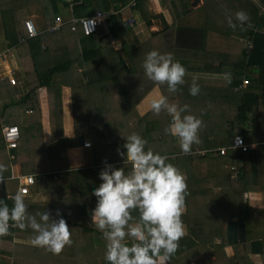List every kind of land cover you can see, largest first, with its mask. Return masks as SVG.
Returning <instances> with one entry per match:
<instances>
[{"label": "trees", "instance_id": "1", "mask_svg": "<svg viewBox=\"0 0 264 264\" xmlns=\"http://www.w3.org/2000/svg\"><path fill=\"white\" fill-rule=\"evenodd\" d=\"M34 1L0 0L4 37L7 45L14 48L30 87L26 95L16 96L9 77H0V126L17 125L20 129L18 146L8 149L10 152H7L2 134L0 137V166H3L0 171V198L11 207L12 201L8 197L15 194L10 186V181L14 180L10 175L11 166H17L21 175L38 174V187L29 196H24L26 210L33 215L48 210L55 216L56 209H60L69 225L71 243L65 245L60 253L53 254L31 243L35 233L30 228L10 227L8 234L0 236V264H106L105 241L90 221L91 209L96 203L91 193L101 183L98 173L106 162L122 167L125 172L131 169L130 163L123 164L117 147L121 146L123 150L122 136L133 132L147 141L146 149L167 155L169 162L184 175L187 185L181 216L184 235L177 241L174 254L166 258L161 253L156 258L157 264H160L161 256L165 259L163 264H255L252 255H260L264 263V199H246L243 196L247 191L264 192V31L255 30L264 27V12H261L259 4L255 0H205L207 12H210V2L215 1H220L232 15L244 10L249 22L237 36L251 39V46L238 40L233 46L227 44L212 53L206 50L207 54L202 55L199 50H191L196 47H184L185 41L192 40L197 30L189 27L181 33V39H186L176 52L190 51L194 54L177 56L176 61L183 66L189 63L187 59L218 64L245 72V75L235 73L229 78L210 79L185 76V83L170 93L166 84L150 81L142 67L145 54L152 49L158 50L161 43L149 46V40L141 46L123 44L120 49H115L107 36L99 37L103 31L106 33L105 26L114 35L124 33L129 36L121 14H112L105 19V24L99 25L98 35L94 37L98 39L93 48L95 63H89L90 57L86 53L92 49L84 51V55L75 51L72 59L66 49L68 43L79 38H93L94 35H86L80 25L72 30L73 22L66 23L58 31L48 29L59 14L57 0H39L42 18L41 24L36 25L39 33L34 37L28 35L25 21L29 19V5ZM127 1L130 8L142 14L149 25L152 24V14L147 12L143 3L148 0H135V4H131L132 0ZM257 1L264 4V0ZM64 3L72 5L76 14L89 9V16L97 10L115 7L111 0H64ZM187 7L188 3L184 5L183 13ZM229 31L233 33V30ZM156 36L158 33H153L150 39ZM62 47L63 56L58 58L55 51ZM123 52L128 54L130 66L124 60ZM244 77L249 83L239 88ZM193 79L200 85L196 96L188 93ZM64 85L71 87L74 99V137H65ZM43 86L47 89L52 136L58 142L50 151L44 144L40 95ZM155 89L170 103L188 104L189 111L201 118L200 143L194 144L192 150L229 147L237 134L242 135L247 143H256L255 148L242 154L245 170L239 178L226 168L227 164L239 162L235 149H230L226 155L216 151L204 155L183 154L178 140L164 132L170 117L163 111L154 114L150 108L141 112L140 103ZM201 95L214 99L203 100ZM79 106L83 107L81 113ZM28 108L32 109L30 113ZM109 110L114 112L108 113ZM106 124L117 143H107ZM80 136L91 141L93 146L86 148L89 161L76 168L71 164L68 148L76 147ZM57 145L60 148L55 149ZM41 191L55 192L57 199H36L35 192ZM241 197L248 204H239ZM132 215L135 222L138 213L133 210ZM239 220H244L246 238L233 244L235 253L227 256L224 246L233 243L228 238L227 227L229 222ZM218 240L222 242L218 243Z\"/></svg>", "mask_w": 264, "mask_h": 264}, {"label": "clouds", "instance_id": "2", "mask_svg": "<svg viewBox=\"0 0 264 264\" xmlns=\"http://www.w3.org/2000/svg\"><path fill=\"white\" fill-rule=\"evenodd\" d=\"M248 22L249 16L244 10L227 17L230 28L239 26L243 30ZM142 67L150 81L166 84L170 93L185 83L186 69L173 59L171 53L152 49L145 54ZM199 92L200 85L193 79L188 93L196 96ZM189 107L188 104L170 103L165 95L150 101V110L154 114L163 111L170 117L164 132L178 140L183 154L190 153L192 146L200 143L202 120L192 114ZM122 137L123 150L118 146L117 154L123 164H131V169L125 172L122 167L105 163L98 173L101 183L92 189L96 203L91 209L90 221L105 241L106 264H157L156 258L161 253L166 258L174 254L177 241L184 235L181 216L186 180L169 162L167 155L146 149L147 141L141 135L133 132ZM88 142L85 147H90ZM2 170L3 166H0ZM244 197H248L247 192ZM8 198L12 201L11 207L0 198V236L8 234L10 226L21 230L30 228L35 233L31 243L53 254L60 253L71 243L69 225L60 209H56L55 216L48 210L33 215L26 210L22 191L18 190ZM133 210L138 213L135 222Z\"/></svg>", "mask_w": 264, "mask_h": 264}, {"label": "crops", "instance_id": "3", "mask_svg": "<svg viewBox=\"0 0 264 264\" xmlns=\"http://www.w3.org/2000/svg\"><path fill=\"white\" fill-rule=\"evenodd\" d=\"M111 1L115 5V7H112V9L110 10H106L109 11L111 15L121 14V18L123 19V22L124 19H128L130 17L135 18L138 22L137 27L127 28L128 32L130 33L129 36H127L124 33H119L117 35H114L110 31V29H108L105 26L106 33H104L103 31V33L100 34L99 37L103 38V36H107L110 43L113 45L115 49H120V46L122 47L123 44H128L129 47H134V46L137 47L138 45L141 46V44H144L146 42H149V40H151L149 46L155 45L157 42L161 43L162 45L159 47L158 51L162 53H171L174 60H176L177 56H181V55L183 57L184 56L190 57L193 56L194 54L193 52L183 51V53L181 54L178 51L176 52L177 49H180V47L182 46L183 42L186 39V38H184V40L181 39L182 37L181 33H183V31L189 27L196 28L197 30L194 33L192 40L185 41L184 47L185 49L196 47L195 49H191V50H199L198 52H201L202 55L206 53V50H210L212 53L214 51L218 52L222 46H226L227 44L233 46V44H236V41L238 40L244 41L246 43V46L247 45L251 46L252 43L251 39L237 36V33L240 34L246 28L242 30L241 28L239 29V27L237 29V27L230 28L228 26L227 17L232 16V14L230 13L229 9L225 8V6L220 1L210 2L209 5L210 12H207L204 8L205 0H148L147 3L146 2L143 3L145 8L147 9V12L148 13L151 12L152 14L151 25L148 24L147 19L143 18L142 14L130 8L127 0H111ZM255 2L259 4L261 12H264V4L262 3L260 4L257 0H255ZM186 3H188L187 11L186 13H183L185 11L184 5ZM56 4L59 9L58 15H61L63 19L67 21H70L73 18H81L84 16H89L88 15L89 14L88 12L90 11L89 9L83 10L76 14L71 7L72 5L66 6L64 0H57ZM39 7H40L39 0H36L31 5H29V18L33 19L35 24L37 23L36 25L41 24ZM93 14L94 13H92V15ZM103 22L102 23L105 24V20ZM165 28H167V30H165ZM229 30H233V33H230L231 31ZM255 30L259 32H263L264 27L263 26L257 27L255 28ZM153 33H158V36H156V38L150 39L153 36ZM97 35L95 34L93 38H89V39L79 38L76 42L68 43L67 44L68 47L66 49V53L68 57L72 59L74 56L73 52L75 51H79L84 55V51L87 52L92 49V51L86 53V55L90 57L89 63H95V55L93 53V48L96 47L95 45L98 39L94 37ZM62 49L63 47L60 49L58 48L55 51V55L58 58H60L61 55L63 56ZM68 50L70 51L68 52ZM123 57L124 60H126L127 64H129L130 66L131 61L129 60L128 54L123 52ZM58 61L60 62V60ZM186 61H189V63L186 66H184L186 69L185 76L202 77L204 79L207 78L210 79L217 77L229 78L231 74H235V73L242 74L243 76L245 75V72H237L233 69L218 64H208V63L203 64L188 59ZM225 72H227L230 76L225 75L224 74ZM10 75H15V77L17 78V85H12L15 91V95L16 96L26 95L29 92L30 87L26 81L25 74L21 69L14 48H10L7 45V41L4 37L2 21L0 16V77H8ZM255 75H257V73ZM155 90L149 93L146 96V99H144V101L140 103L141 112H145L148 108H150L149 104L153 98H158L161 95L158 89L156 91ZM40 95H41V106H42L44 144L45 146L48 147V151H50L52 145L58 142H56V140L53 139L51 132L50 111H49L46 86L41 87ZM200 97L203 98V100L214 99L212 96L209 95H201ZM62 98H63V118H64L65 137H74L76 135L75 123H74L76 113L73 102L74 101L73 94L70 86L68 85L62 86ZM143 106H147V107H143ZM107 112L111 113L114 112V110H109ZM1 134L3 136L2 126H0V137ZM109 135H110V131H109ZM84 141L85 140L83 139V142L81 143L79 137V144L74 148L73 147L71 149L68 148L69 156L71 158V164L76 168L77 167L80 168V166L83 167L85 163L89 161L87 156V149H86L89 147H85ZM89 142L91 143V141ZM92 146L93 144L90 145V147ZM56 148H60V146L57 145L55 149ZM6 149L7 152H10L9 150H11L12 148H9L7 146ZM9 161L10 160L8 159V162ZM11 168H12L10 174L11 177H13V175L16 176L20 175L17 166H11ZM29 174H33V173H29ZM33 175L35 176V180H36L35 185L31 187L29 194L24 196H29L32 193V191H34V189L38 187L37 178H36L38 174H33ZM9 179L11 178L9 177ZM10 186L12 190L17 192L18 181L16 179L10 181ZM247 194L248 197H246V199H253V198L264 199V192L252 193L251 191H247ZM35 198L43 201H52L57 199V193L47 192V191L35 192ZM227 234H228V227H227ZM217 242L221 243L222 241L218 240ZM238 242H241V239L238 240ZM233 244L236 243L233 242L232 244H226L224 246V251L227 256H232L235 253V246ZM252 258L255 264H264L260 255H252ZM158 263L160 264L165 263V259L163 256L159 258Z\"/></svg>", "mask_w": 264, "mask_h": 264}, {"label": "built area", "instance_id": "4", "mask_svg": "<svg viewBox=\"0 0 264 264\" xmlns=\"http://www.w3.org/2000/svg\"><path fill=\"white\" fill-rule=\"evenodd\" d=\"M131 4H135V0H132ZM111 15L110 12L104 11V10H97L93 15L90 16H84L81 18H73L70 21H67L63 19L61 15H57L53 21V24L48 27L51 31H58L62 28L63 25H65L68 22H73L72 30L77 29V25H80L82 27V30L86 35L96 34L98 31L99 25L109 16ZM124 24L128 27H137L138 22L135 18L130 17L128 19H124ZM26 30L28 32V35L30 37H34L39 33V30L33 21V19H27L25 21ZM10 79V83L13 85L17 84V78L15 75L8 76ZM249 83V80L247 78H244L243 82L239 85V88L247 86ZM28 112H31L32 109H28ZM2 133L4 140L9 148H16L18 146V142L20 139V129L17 125H4L2 127ZM87 142V141H86ZM84 142V144L86 143ZM90 143V142H88ZM91 145V143H90ZM256 143H247L243 136L240 134H237L233 138V143L231 146H222L220 148L216 149H196L193 152L199 153L201 155H204L209 152H218L220 155H226L230 149H235L236 154L238 155L239 162L237 164H231L228 165L231 171L234 172L235 177L241 176L243 170H244V162L242 161V154L244 151H247L249 149L255 148ZM105 166V164H104ZM13 179H16L18 181V190L22 191L24 195L29 194L30 189L32 186L35 185V176L33 174L28 175H13ZM17 190V191H18ZM11 225V223H10ZM11 227V226H10ZM10 230V228H9ZM190 264H195L194 262H191Z\"/></svg>", "mask_w": 264, "mask_h": 264}, {"label": "water", "instance_id": "5", "mask_svg": "<svg viewBox=\"0 0 264 264\" xmlns=\"http://www.w3.org/2000/svg\"><path fill=\"white\" fill-rule=\"evenodd\" d=\"M104 133L107 137V142L109 144L117 143V139L109 135V125H105ZM80 142H83V138L80 136ZM228 238L234 243H237L238 240L244 241L246 238L245 235V225L244 220L240 221H231L228 225Z\"/></svg>", "mask_w": 264, "mask_h": 264}, {"label": "rangeland", "instance_id": "6", "mask_svg": "<svg viewBox=\"0 0 264 264\" xmlns=\"http://www.w3.org/2000/svg\"><path fill=\"white\" fill-rule=\"evenodd\" d=\"M28 17H29V11H28ZM41 21H42V18H41ZM224 74H228L227 72H225ZM156 91V90H155ZM205 100V99H204ZM210 101H212V100H210ZM86 104V103H85ZM150 105V104H149ZM80 107V112L79 113H81V111H82V109H83V107L82 106H79ZM143 107H147V106H143ZM144 109V108H143ZM81 167V166H80ZM227 169H229L230 170V168L229 167H226ZM231 171V170H230ZM13 185H14V183H13ZM245 195V194H244ZM243 195V196H244ZM245 203L246 202V204H248L247 203V201L243 198V197H241V200L239 201V204L240 203ZM220 215V214H219Z\"/></svg>", "mask_w": 264, "mask_h": 264}]
</instances>
